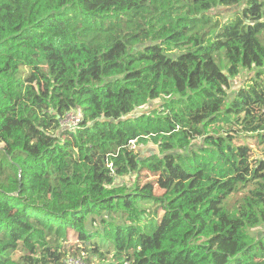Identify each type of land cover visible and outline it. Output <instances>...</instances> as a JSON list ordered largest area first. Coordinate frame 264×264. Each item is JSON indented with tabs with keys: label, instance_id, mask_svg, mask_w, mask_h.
Segmentation results:
<instances>
[{
	"label": "trees",
	"instance_id": "16d2710c",
	"mask_svg": "<svg viewBox=\"0 0 264 264\" xmlns=\"http://www.w3.org/2000/svg\"><path fill=\"white\" fill-rule=\"evenodd\" d=\"M263 226L264 0H0V264H264Z\"/></svg>",
	"mask_w": 264,
	"mask_h": 264
},
{
	"label": "rangeland",
	"instance_id": "374dc122",
	"mask_svg": "<svg viewBox=\"0 0 264 264\" xmlns=\"http://www.w3.org/2000/svg\"><path fill=\"white\" fill-rule=\"evenodd\" d=\"M219 11H220L223 15H225V18H226V14H224L225 11H227V12H231V11H232V12H236V11H237V8L232 6V7H229V8H221V9H219ZM244 76H245V72L242 71V72H241V75L238 76V77H236V78L233 80V82H232V88L229 90V94H231L237 86H240L242 83H244V79H243ZM156 104H157V103H152V104H150V105H151V107H153V106H155ZM143 110L148 111V110H149L148 106L142 108V111H143ZM263 230H264V226H263ZM93 262H94V260H93ZM95 264H101V263L98 262V261L96 260Z\"/></svg>",
	"mask_w": 264,
	"mask_h": 264
},
{
	"label": "built area",
	"instance_id": "2783aa9c",
	"mask_svg": "<svg viewBox=\"0 0 264 264\" xmlns=\"http://www.w3.org/2000/svg\"><path fill=\"white\" fill-rule=\"evenodd\" d=\"M65 121L72 124L77 123L79 121V116L77 114L70 113L69 115H67ZM68 264H83V263L81 259H70L68 261Z\"/></svg>",
	"mask_w": 264,
	"mask_h": 264
}]
</instances>
